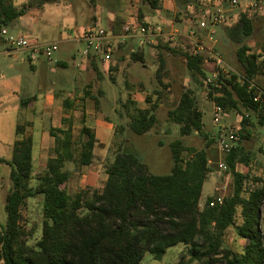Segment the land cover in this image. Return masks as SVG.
Instances as JSON below:
<instances>
[{
  "label": "trees",
  "instance_id": "trees-1",
  "mask_svg": "<svg viewBox=\"0 0 264 264\" xmlns=\"http://www.w3.org/2000/svg\"><path fill=\"white\" fill-rule=\"evenodd\" d=\"M13 1L0 0V34L3 29L14 28L29 10L57 0H29L21 7ZM145 1L157 8L158 0ZM175 1L178 8L195 2ZM142 15L140 11L137 20L141 21ZM255 25L256 20L243 17L240 24L226 32L232 38L237 34L242 43L253 35ZM158 48L182 56L192 83L204 88V55H190L176 47ZM159 54L160 77L165 60ZM131 58L144 62L142 53ZM237 59L240 77L235 73L229 78L222 76L221 88L207 90L210 100L225 113L235 112L242 117L239 144L223 155L225 172L233 178V193L225 196L221 205L210 207L213 199L210 197L201 207L203 187L211 172L207 148L216 140L204 131L203 113L193 89L181 93L177 106L168 111V119L179 126L181 137L196 133L207 139L206 148L198 150L187 147L182 140L173 141L170 144L173 166L168 175L152 174L136 154L119 148L107 168L108 178L102 191L86 190L73 195L67 191L72 174L67 165H92L97 138L83 120L79 141L75 143L72 123L63 119L68 122L67 127L49 130L55 143L54 156L47 159L34 186L31 184L34 180L32 138L24 137L13 145L11 159L7 161L11 166L12 187L5 200L6 223L0 229L1 264H142L146 254L161 261L170 248L178 245H185L192 260L203 264H264L261 227L264 181L241 171L254 159V153L246 150L244 143L254 138L255 129L264 127V102H256L258 91L249 90L250 83H254L264 68V46L259 53L243 43L237 50ZM91 65L102 77L97 63L91 61ZM114 71H117L115 65L111 73ZM167 88L163 85L164 91ZM163 94L161 91L159 97ZM93 99L98 105L99 100ZM147 100L151 102V97ZM29 101L30 98L23 100L22 105L27 106ZM74 106L75 102H66L67 109ZM136 106L132 99L125 104L131 118L129 129L143 135L157 125L159 104L155 102L146 109ZM23 133L24 126L18 125L16 134ZM259 151L264 153V146ZM250 180L257 186L247 190ZM37 196L43 198L41 237L32 247L28 244L31 234L23 227L22 209L28 199ZM229 228H234L236 235L246 241L242 253L224 246Z\"/></svg>",
  "mask_w": 264,
  "mask_h": 264
},
{
  "label": "rangeland",
  "instance_id": "rangeland-1",
  "mask_svg": "<svg viewBox=\"0 0 264 264\" xmlns=\"http://www.w3.org/2000/svg\"><path fill=\"white\" fill-rule=\"evenodd\" d=\"M25 1L14 0L13 2L16 6L21 7ZM64 1L70 7L72 5L71 10L77 19V25H73L74 28H84L85 23L89 26L94 21H97L103 27H107V25L110 26L112 24V20H115L121 26L125 22L137 19L140 11L144 15L155 16V9L162 11L161 16L164 20L173 22L172 26H166L167 30L174 28L182 31L184 25L190 24L186 16V8H178L175 0H158L157 8H153L152 4L145 0ZM170 3L173 8L167 9ZM69 24V17H66L63 23L64 28H67ZM63 26L51 29L39 21L37 28L39 30L46 29L39 42L41 44L56 43L55 41L62 37ZM215 40L214 48L217 54L222 57L233 71L239 73L241 66L237 59V50L244 43L253 51L261 52V47L264 46V21L256 23L253 35L242 43H240L237 34L235 38H232L228 36L226 29L221 28L217 30ZM185 42L186 39L181 38L180 43L185 45ZM160 46L173 47L168 44ZM76 48L83 51L85 45L77 44L69 48L67 54L57 50L52 54L51 61L43 57L41 59L43 64L39 66V63H37L36 69L32 68L27 55L23 52H15L13 55L7 56L3 54L4 48L0 50V229L6 223L5 200L12 187L10 178L11 166L7 161L12 156L18 125H23L25 131L26 126H28V130H34L35 137H37L39 133L41 135L49 134V130L52 127H67L69 124L68 122H63V119L66 116H70L75 143L79 141L83 115L86 116L89 125H94L97 128L99 139L105 144L103 148H98L94 163L90 166L81 167H77L74 164L67 165V169L72 174L66 189L73 195L86 190L102 191L104 189L108 178L107 168L114 161L118 146L122 148V151L128 150L136 154L149 168V171L155 175H168L171 173L173 161L170 144L173 141L182 140L187 147L198 150L206 148L207 139L201 138L196 133L191 136L181 137L179 126L171 123L168 119V111L177 106L181 93L187 89L195 91L199 109L203 113L204 131L211 138L216 137L223 128L225 129L229 116H239L235 112L224 113L220 125H215L213 121L214 102L207 96L208 89L192 83L182 56L174 55L158 47L144 49V62L133 61L130 57L129 49L116 54L114 64L117 66V71L111 74H104L101 71L102 77L87 64L80 72L82 79L77 88L78 83L74 79L77 78L79 70L72 64L71 55L76 54L78 63L83 57L79 51H76ZM159 53H162L165 60L164 69L161 71L160 77L157 74L160 67ZM119 55L123 56L122 60L118 59ZM58 62H67L69 66L68 68H62L57 65ZM112 77H114L115 81H113ZM163 85H166L169 89L164 91ZM161 91L164 94L159 97ZM86 92L89 93V96L86 95ZM46 93L54 95V98L49 102L51 107L47 114L40 112V109L38 111L37 108L30 111V109L22 105L23 99L34 96L38 98V105H41ZM68 93H73L76 100L84 96L86 99L80 101L79 107L67 109L66 100L69 99ZM131 96L138 98L140 106L150 107L155 102L159 104L156 112L157 125L146 134L138 135L129 129L131 118L125 110L124 103ZM93 97L99 100L98 105ZM147 97H151V102H147ZM131 108L134 112V107ZM118 113L122 114V118L118 116ZM99 114L108 116L112 124H115V122L118 124L120 120L127 130L121 134L117 130L116 133L118 135L115 139L112 135L113 128L98 127L99 120L97 115ZM32 116L34 117L33 127L28 124L24 125ZM253 121L255 122L254 117ZM254 131V138L244 143L246 150L254 153V159L249 167H243L241 171L249 174L251 178L264 181V153L259 151L260 147L264 146V127H258ZM49 139L51 140L50 144L48 143ZM43 145L48 146V151L44 155L41 154L40 145L36 146L35 149V161L33 163L34 180L31 182L33 186L37 183L36 176L42 172L41 165L50 156H54L53 148L55 143L50 134L49 138L43 141ZM207 150L211 160V172L204 184L203 192L204 194L206 193V196L201 201V207H203L207 198L215 196L216 191L214 190L216 187H220L221 194L224 197L233 193L232 175L225 172V170L221 171L219 168L223 155L219 153L216 143L212 144ZM184 157H187V153L184 154ZM1 160H4V162ZM253 183L250 180L247 190L257 186ZM42 203L43 198L41 196L30 198L22 209L23 227L31 234L28 244L32 247L36 246L37 241L41 237ZM261 212V227L264 233V204ZM239 222L240 216L238 215L237 223ZM224 239L225 247L237 253L243 252L246 241L236 235L234 228L227 230ZM142 264L203 263L193 261L188 253V248L185 245H178L170 248L161 261H157L149 254H146Z\"/></svg>",
  "mask_w": 264,
  "mask_h": 264
},
{
  "label": "built area",
  "instance_id": "built-area-1",
  "mask_svg": "<svg viewBox=\"0 0 264 264\" xmlns=\"http://www.w3.org/2000/svg\"><path fill=\"white\" fill-rule=\"evenodd\" d=\"M186 16L190 21L184 31L166 29V24L139 21L133 19L123 23L119 29L114 26H101L97 21L87 26L80 35V40L85 48L81 55L85 60L93 59L99 62L104 74H109L111 65L116 54L129 49L130 57L133 54H141L145 48L159 47L168 44L179 47L190 55L201 54L204 60V88H221L220 78H229L233 71L215 51V35L217 30L233 28L240 24L241 18L257 20L264 17V0H195L186 6ZM172 26V25H167ZM0 47L5 45L9 48L24 50L28 54V61L37 62L40 56L51 61L52 54L58 50L57 43H34L24 35H13L7 29L1 31ZM181 38H185V45L181 44ZM257 90L254 98L256 102H264V91L250 83L249 90ZM208 96V93H207ZM224 110L214 103L213 121L220 125ZM231 124L216 135V146L221 155L230 153L240 141L242 131L241 120ZM221 171L226 170V164L219 163ZM216 194L210 201L209 206L221 205L224 195L220 187H216Z\"/></svg>",
  "mask_w": 264,
  "mask_h": 264
},
{
  "label": "crops",
  "instance_id": "crops-1",
  "mask_svg": "<svg viewBox=\"0 0 264 264\" xmlns=\"http://www.w3.org/2000/svg\"><path fill=\"white\" fill-rule=\"evenodd\" d=\"M28 1L29 0H26L25 2H23V4L27 3ZM168 6L169 7H167V9H172L173 8L171 3ZM71 8H72V5L70 7V5L67 4L64 0H57L56 2H54L52 4H46V5H44L42 7H39V8H33L32 10H29L24 16L20 17L17 25L14 28H12V29H10L8 31L11 34H13V35H24V36H26L32 44L40 43L39 42L40 38L43 36V34H45L46 29L43 28V30H39L37 28V23L39 21L43 22L44 24L49 26L51 29H54V28L63 26V23H64L66 17H69V20H70L69 26L67 28H64V26H63L64 30H63L62 35H61L62 37L58 41H55L56 43L59 44L58 50L63 51V54H67V51L69 50V48H71V47H73V46H75L77 44L78 45L79 44H84L80 40V35H81V32L87 27V23L84 24V26H83L84 28H77V27L74 28L73 27V25H77V19L74 16ZM155 12H156L155 16H153V15L152 16H148V15H144L143 14L142 15V20H148L150 22H155V23L159 22V23L166 24V26L167 25H172V23H173L172 21L164 20V18L161 16V14H162L161 10L155 9ZM263 21H264V17H260V19L256 20V23H261ZM107 26H109V25H107ZM110 26H114L116 29L120 28V26L118 25V23L115 20L114 21L112 20V24H110ZM188 26H189L188 24L184 25L183 26V30L185 31ZM1 48H4L3 54H5L7 56H11L15 52L21 51V52H23L24 54L27 55V59H28V54L24 50L9 48V47H7L5 45L1 46L0 50H1ZM76 49H77L76 51H79L80 54H81L82 50L80 51V50H78V48H76ZM142 54H143V57H144V52ZM76 57L77 56H76L75 53L71 55V59L73 60L72 64L75 65V67L79 70L77 78L74 79V81L76 83H78L77 84V88H78L79 87V82L82 79L80 77V75H81L80 72H82V70L86 67L87 64L90 67H92L91 61H95L97 63V65H98V69H99L100 73H101L102 70H101V65L96 60H93V59L85 60L84 58H82V60L78 63ZM118 57H119L118 59L121 60V57H123V56L119 55ZM42 58H43V56H40L38 61L34 62V63H31L29 61V63L32 65V68L36 69L37 68V63H39V66H41L43 64L41 62ZM114 60H115V57L113 59L111 68H112V66L115 65L114 64ZM57 65L62 67V68H68V66H69L67 62H58ZM109 74H111V71H110ZM254 84L257 86L258 89H260L261 91H264V68L262 69V72L256 76ZM167 89H169V88H167ZM57 92H60V91H57ZM29 98H30V101L28 102L27 106H24L25 108L30 109V111H31V109L37 108L38 111L40 109L41 110L40 112L47 114L49 108L51 107L49 102H51V100L54 98V95H50L49 93H46L45 96L43 97V103L41 105H38V102H37L38 98L36 96L27 97L25 99H29ZM68 98L70 100H72L73 102H75V105H76V106H74L75 108L79 107V103H80L81 100H85L86 99L85 96H84V97H81V99L76 100L75 99V95L73 93H68ZM167 98H169V97H167ZM25 99H23V100H25ZM69 99H67L66 102L70 101ZM129 99H132L137 104L139 109L149 108L148 106L147 107L140 106L137 97L135 98V97L131 96V98H129ZM129 99H127L125 101L124 107H125L126 102ZM72 101H70V102H72ZM46 102H48V103H46ZM125 110H126V108H125ZM126 112H127V110H126ZM99 115H97L98 116L97 118H98L99 124H100V125L97 124L98 127L101 126L102 128H105V129L113 128L112 135H113V137H115V139L117 138L118 133L121 134L122 132L127 130L126 126L120 120H119L118 124H116V122H115V124H112L110 122L108 116H106L104 114H99ZM118 116L120 118H122V114L121 113H118ZM239 118H240L239 116H236V117L229 116V119H227V124L225 125V127L230 126L232 123L238 122ZM64 119H67V120L71 121L70 116L69 117L66 116ZM83 120L85 121V124L88 127L92 128L94 130V132L96 134L97 143H96L95 148H94V155H95V158H96V153H97L98 148H100V147L103 148L105 143L100 141L99 136H98L99 131L97 130V128L94 125L91 126V125L88 124L85 115H83V117L81 119V122ZM33 123H34V117L32 116V118L30 120H27L24 123V125L28 124V125L33 127V125H32ZM26 127H27L26 131H25V127H24L23 135H17V138L15 139L14 143L17 140H20V139H22L24 137H28V136L31 137L32 140H33V163H34L36 146L40 145L41 154L42 155H44L48 151V146H44L43 145V141L46 140L47 138H49V134L47 133V135L46 134H42L41 135L39 133V135H37V137H35L34 130L29 131L28 130V126H26ZM81 128H82V125H81ZM117 130H118V133H116ZM72 133H73V131H72ZM39 138H41L40 141H39ZM48 143L49 144L51 143L50 139L48 140ZM119 148H120V146H118V149ZM12 151H13V148H12ZM46 161L41 165V169L44 166V164L46 163ZM33 167H34V164H33ZM203 190H204V187H203ZM205 196H206V193L204 194V192H203L201 201L203 200V198Z\"/></svg>",
  "mask_w": 264,
  "mask_h": 264
}]
</instances>
